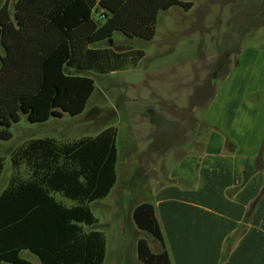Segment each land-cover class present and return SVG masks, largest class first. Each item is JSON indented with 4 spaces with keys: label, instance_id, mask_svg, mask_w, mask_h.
<instances>
[{
    "label": "trees",
    "instance_id": "1",
    "mask_svg": "<svg viewBox=\"0 0 264 264\" xmlns=\"http://www.w3.org/2000/svg\"><path fill=\"white\" fill-rule=\"evenodd\" d=\"M182 0H16L12 17L0 8V141L21 117L31 124L80 116L95 90L86 72L109 74L144 57L128 45L108 44L114 32L149 41L158 13L190 9ZM102 12L103 20L95 14ZM116 134L107 127L71 141L29 139L9 154L11 172L0 193V264H103L106 240L89 204L115 184ZM0 158V176L4 169ZM58 196L59 198H57ZM139 231L162 243L151 204L131 212ZM89 228V230H86ZM142 264H169L167 252L137 242Z\"/></svg>",
    "mask_w": 264,
    "mask_h": 264
},
{
    "label": "rangeland",
    "instance_id": "2",
    "mask_svg": "<svg viewBox=\"0 0 264 264\" xmlns=\"http://www.w3.org/2000/svg\"><path fill=\"white\" fill-rule=\"evenodd\" d=\"M182 1L191 2L190 9L175 6L159 12L154 36L149 41L128 39L119 32L112 34L114 44L141 50L144 57L135 67L123 71L103 75L86 72L93 80L95 90L80 118L62 121L49 119L44 124H31L22 116L18 123L10 127L11 139L0 141V158L5 159L0 176V193L6 187L11 172L9 154L23 141L57 138L55 132L59 133L60 130H86L84 134L90 135L106 126L115 125L118 131L116 167L120 181L114 192H118L119 188L120 193L135 198L133 202H124L130 210L132 204L145 199L143 202H147L150 190L146 173L149 168L132 166L133 161L127 156L126 147L131 140L128 133L132 129L128 115L140 117V112H144L152 130H173L172 127L178 125L175 122L179 114L183 119L190 117V107L180 110L179 102L188 101L193 94L198 98L200 107L195 116L206 125H200V130H220L224 116L221 109L223 98L236 94L226 100V104H232L236 99L239 103L244 92H249L252 98L251 92L260 89L263 81L259 57L260 51L264 50V0ZM237 50L247 52L246 57V53H243L244 58L238 57L239 63ZM231 80H235L236 86H241V93L239 89L230 92L226 84ZM240 80H245L244 85ZM197 81L199 86L196 89ZM212 81L215 86L213 90L207 85ZM212 97H216L215 103ZM132 111L138 112L135 114ZM170 116H174V123L162 124V117L167 119ZM171 134V140L175 141L177 133ZM154 139H157L156 135L152 137V142ZM152 144L154 149L157 142ZM148 151L139 154L143 157ZM115 193L103 205L95 206L93 214L100 222L108 223L99 227L107 235V251L117 250V246L121 249L115 264H123L121 259L134 264L135 240L138 237L145 238L151 246H158V242L134 227L128 208L123 205L119 208L118 217ZM116 241L121 242L122 248ZM21 257L32 264H40L27 251L21 252Z\"/></svg>",
    "mask_w": 264,
    "mask_h": 264
},
{
    "label": "crops",
    "instance_id": "3",
    "mask_svg": "<svg viewBox=\"0 0 264 264\" xmlns=\"http://www.w3.org/2000/svg\"><path fill=\"white\" fill-rule=\"evenodd\" d=\"M15 1L0 0V8L7 2L8 13L12 17ZM1 49L3 50L2 47ZM260 52L259 66L263 80L260 89L253 90L251 98L249 92H240L241 86H236L235 80L226 84L230 92L240 88L239 92L243 96H240L239 103L236 99L232 104H226V100L235 96V93L223 98L221 109L224 116L220 130H200V125H206L200 123L195 116L200 107L198 98L193 94L188 101L179 102L180 110L190 107V117L183 119L179 114L175 122L178 125L172 127L173 130H152L151 122L144 112H140V117L128 115L132 129L128 133L131 140L126 147L127 156L133 161L132 166L149 168L146 171L150 190L148 201L143 202L145 199L132 204L129 210L124 202H133L132 199L135 198L120 193L119 188L118 192H114L120 181L116 159L114 186L106 197L91 202L89 208L93 214V208L103 205L112 193L118 199V217L122 205L128 208L130 219L131 212L137 205H152L162 243L157 241L158 246H151L145 238L138 237L135 240L134 264H142L136 251L137 242L141 238L146 240L152 253H160L164 249L169 264H264V50ZM243 53H246V57L247 52L237 50V58H244ZM241 83L244 85L245 80ZM207 85L211 89L215 87L213 81ZM195 86L197 89L198 81ZM215 98L212 97L214 103ZM80 116L56 120H73ZM162 119V124L165 125L175 121L174 116L167 118L171 121L164 117ZM107 127L110 126L104 128ZM111 127L116 129L115 125ZM101 130L90 135L84 134L86 130H60L59 133L55 132L57 138L52 139L71 141L93 137ZM172 132L177 133L175 141L171 140ZM154 135L157 139L153 142H157V145L153 149ZM146 151L147 154L141 157L139 152ZM96 219L99 231V227L108 225ZM123 224L121 221V225ZM103 234L106 240L103 264H115L121 249L115 244L117 250L107 251V235L105 232ZM120 246L122 248V244ZM121 262L131 264L127 259H121Z\"/></svg>",
    "mask_w": 264,
    "mask_h": 264
},
{
    "label": "built area",
    "instance_id": "4",
    "mask_svg": "<svg viewBox=\"0 0 264 264\" xmlns=\"http://www.w3.org/2000/svg\"><path fill=\"white\" fill-rule=\"evenodd\" d=\"M95 17L98 19V20H103L104 19V15L102 12H99L97 14H95Z\"/></svg>",
    "mask_w": 264,
    "mask_h": 264
},
{
    "label": "water",
    "instance_id": "5",
    "mask_svg": "<svg viewBox=\"0 0 264 264\" xmlns=\"http://www.w3.org/2000/svg\"><path fill=\"white\" fill-rule=\"evenodd\" d=\"M108 44H109V45L112 44V40H111V39L108 40Z\"/></svg>",
    "mask_w": 264,
    "mask_h": 264
}]
</instances>
